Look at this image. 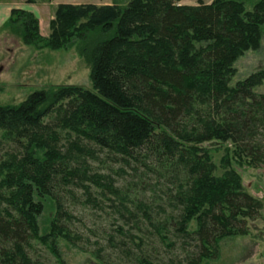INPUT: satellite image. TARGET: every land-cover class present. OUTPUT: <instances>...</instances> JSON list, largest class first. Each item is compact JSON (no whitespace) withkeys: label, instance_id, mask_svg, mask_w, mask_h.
<instances>
[{"label":"trees","instance_id":"trees-1","mask_svg":"<svg viewBox=\"0 0 264 264\" xmlns=\"http://www.w3.org/2000/svg\"><path fill=\"white\" fill-rule=\"evenodd\" d=\"M181 1L59 4L48 37L33 12L12 9L4 29L26 45L77 46L91 66L94 90H39L18 106H0V152L10 147L0 157V264H39L38 245L66 264L58 240L75 245L77 235L75 216L60 196L63 185L78 181L90 195L89 181L119 196L112 181L104 185V176L91 174L87 157L98 159L99 153L177 183L176 231L199 242L191 264L216 259L222 240L246 235L247 221L260 214L262 203L243 188L235 169L217 177L203 144L231 142L227 166L264 160V94L255 92L264 70L231 85L235 63L261 48L264 0L252 10L244 0ZM97 33L103 38L89 46ZM49 203L55 214L42 233ZM142 208L151 222L150 207ZM160 238L167 241V235ZM139 263L157 264L147 258Z\"/></svg>","mask_w":264,"mask_h":264},{"label":"rangeland","instance_id":"rangeland-1","mask_svg":"<svg viewBox=\"0 0 264 264\" xmlns=\"http://www.w3.org/2000/svg\"><path fill=\"white\" fill-rule=\"evenodd\" d=\"M210 4L214 0H182V5H197L199 2ZM258 0H244L247 10H252ZM126 0H0V14L10 9H25L33 12L40 20V32L48 37L50 21L54 18L59 4H95L98 6ZM9 18L0 25V106H18L39 90H49L64 86H80L94 90L91 66L77 46L70 49L52 50L26 45L21 37L4 29ZM264 31V28H263ZM102 35L92 34L89 46L102 39ZM237 73L231 85L246 79L252 73L264 70V34L259 50H250L236 63ZM264 94V82L255 89ZM55 115L46 122L53 121ZM264 134V131H262ZM4 132L0 130V142ZM67 144V137H61ZM264 146V135L259 137ZM4 143V142H2ZM5 144V143H4ZM3 145L4 151H10ZM216 166V176L222 177L228 170L235 169L242 178L243 188L262 203L260 214L247 221L246 235L226 238L219 245L216 259L203 260L200 264H264V160L251 167L230 159L234 151L231 142L211 141L203 144ZM98 159L87 157L91 174L104 176L101 183L112 181L119 189V196L111 194L92 182L90 195L77 181L74 185L60 190L66 207L73 213L72 230L77 235L76 244L63 238L58 240L59 249L66 264H140L147 258L157 264H191L199 254L196 239L184 240L176 231V182L171 177L159 175L158 170L145 173L146 169L135 170L120 163L112 162L105 154L99 153ZM142 204L151 209L152 221L143 216ZM176 211V213H175ZM55 214V205L48 204L41 218L42 233L49 228ZM176 219V218H175ZM196 226L193 223L191 230ZM167 235V241L161 235ZM142 240H141V239ZM41 256L39 264H61L52 253L38 245Z\"/></svg>","mask_w":264,"mask_h":264},{"label":"crops","instance_id":"crops-1","mask_svg":"<svg viewBox=\"0 0 264 264\" xmlns=\"http://www.w3.org/2000/svg\"><path fill=\"white\" fill-rule=\"evenodd\" d=\"M180 4H182V1L180 2ZM11 11H12V9L8 8L7 11L5 13H3L2 16L0 14V25L4 22V20H6V18L7 19L10 18Z\"/></svg>","mask_w":264,"mask_h":264},{"label":"water","instance_id":"water-1","mask_svg":"<svg viewBox=\"0 0 264 264\" xmlns=\"http://www.w3.org/2000/svg\"><path fill=\"white\" fill-rule=\"evenodd\" d=\"M0 72H1V69H0Z\"/></svg>","mask_w":264,"mask_h":264}]
</instances>
